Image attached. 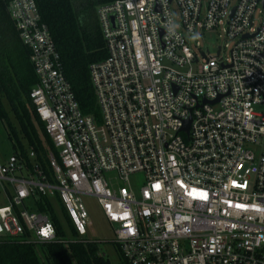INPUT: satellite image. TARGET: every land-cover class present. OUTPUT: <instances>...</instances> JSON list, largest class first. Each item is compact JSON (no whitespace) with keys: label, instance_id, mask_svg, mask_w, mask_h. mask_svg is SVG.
<instances>
[{"label":"built area","instance_id":"2783aa9c","mask_svg":"<svg viewBox=\"0 0 264 264\" xmlns=\"http://www.w3.org/2000/svg\"><path fill=\"white\" fill-rule=\"evenodd\" d=\"M6 2L59 160L49 156L47 173L32 150L0 159V240L65 243L34 209L56 199L84 237L90 197L121 264H264V0L100 6L98 120L81 112L35 1ZM210 32L225 41L213 55L197 43Z\"/></svg>","mask_w":264,"mask_h":264},{"label":"trees","instance_id":"16d2710c","mask_svg":"<svg viewBox=\"0 0 264 264\" xmlns=\"http://www.w3.org/2000/svg\"><path fill=\"white\" fill-rule=\"evenodd\" d=\"M34 1L81 112L98 120L89 67L104 60L106 53L97 10L115 0ZM35 84L29 52L22 46L8 17L6 0H0V122L12 143V153L26 158L32 150L36 161L48 173L49 156L59 159L29 98ZM34 209L50 216L58 240L65 243L36 245L16 239L0 240V264H103L94 244L68 241L77 234L58 199L54 204H37Z\"/></svg>","mask_w":264,"mask_h":264},{"label":"rangeland","instance_id":"374dc122","mask_svg":"<svg viewBox=\"0 0 264 264\" xmlns=\"http://www.w3.org/2000/svg\"><path fill=\"white\" fill-rule=\"evenodd\" d=\"M197 43L200 45L202 51H209L210 54H215L218 47L223 48L225 41L221 33H206L203 37H198ZM223 58H228L227 50L223 49ZM9 119L16 125L14 118L9 114ZM18 128V125H16ZM13 146L11 141L3 128V124L0 122V159L6 158L12 153ZM142 178L140 175H133L129 178V185L131 187L138 188ZM82 205L88 215L89 226L86 229V235L84 237H74L68 241L71 243H91L96 246L97 253L102 257L103 264H121V256L114 244V226L108 224L104 219L95 199L90 197L81 198ZM6 205V198L1 192L0 188V208ZM66 230V226H63ZM38 249V247H37Z\"/></svg>","mask_w":264,"mask_h":264}]
</instances>
